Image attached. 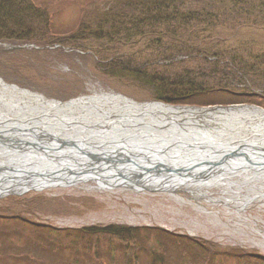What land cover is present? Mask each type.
Returning <instances> with one entry per match:
<instances>
[{
  "label": "rangeland",
  "instance_id": "1",
  "mask_svg": "<svg viewBox=\"0 0 264 264\" xmlns=\"http://www.w3.org/2000/svg\"><path fill=\"white\" fill-rule=\"evenodd\" d=\"M33 1L40 4L49 14V22L45 30L49 32V38L54 37V34L61 36L66 45L56 41L48 44L12 43L0 40V77L6 83L60 101L110 92L122 93L138 102L162 101L155 98L154 86L145 84L128 74L115 77L113 74L117 68L109 72L113 67H107V62L104 63L94 52V49H98L103 53L109 45V40H103L104 35L109 34L112 40L121 38L109 24H102L101 17L107 16L109 19H116L114 22H123L125 25L130 23L128 18L120 17L124 13L123 10L127 11L122 0L113 7V10H117L118 17L109 13L114 0ZM44 29L41 27L39 33L44 32ZM247 30L245 33L249 36H245L246 38L241 41L253 42L256 38L250 36L249 28ZM127 36L128 33L121 39L126 42ZM133 39L132 44L136 41L135 38ZM149 40L151 39L148 37L138 38L134 45L120 49L123 51L122 57L117 63L124 64L123 62L126 61L128 67L131 65L127 62L133 61L151 64L153 60L144 56L146 49L143 47L149 46L147 43ZM76 41L79 46L74 45ZM164 64H166L163 68L165 72L161 74L168 77L180 72L184 67L177 60L164 61ZM161 66L157 68L160 69ZM227 71L231 72L230 69ZM160 72L157 70V73ZM213 83L206 82L207 88H214L210 92L211 97L220 95V98H225L227 93H218L217 82ZM247 86L253 87L250 79L247 81ZM254 91L255 94H260L258 98L262 104H250L264 108V88L258 84ZM100 184L94 181L57 184L44 189L29 190L22 194L9 193L0 197V264H72L73 248L69 242L70 238L64 240L57 234V230L113 223L139 228L141 236L134 237L136 240L132 245L134 247L131 248L135 252H132V255L137 254L136 261L130 264H152L147 260L150 254H157L151 252L152 249L158 248L160 252L162 250L161 244L158 243L159 238L155 236L158 230L156 228L160 226L179 233L200 236L221 244L222 247L244 248L264 256L263 197L254 198L245 209L242 208V202L237 201L238 197L243 196L242 192L223 194L225 189L220 186L208 190L211 199L209 196L197 197L195 191L187 188L170 192L161 188H131L126 185ZM229 197L233 200L230 201V206H227L224 200L230 199ZM54 235L58 237L57 242L52 243L55 246L53 252L60 247H69V249L63 248L58 254L51 252L43 254L41 243L49 241V236ZM98 244L102 249L109 245L104 239ZM37 245L38 247L35 248ZM94 248L92 247L91 251ZM112 249L115 251L114 258H117L115 262L121 261L125 256L123 253L125 248L114 245ZM28 251H32L34 257L43 254L45 259L41 256L37 259L29 254L28 258ZM108 252L109 250H106V253ZM168 257L171 258L170 255ZM167 259L163 258L165 261H168ZM93 263L101 262L93 261ZM116 264H123V261ZM229 264L234 263L229 262Z\"/></svg>",
  "mask_w": 264,
  "mask_h": 264
},
{
  "label": "water",
  "instance_id": "2",
  "mask_svg": "<svg viewBox=\"0 0 264 264\" xmlns=\"http://www.w3.org/2000/svg\"><path fill=\"white\" fill-rule=\"evenodd\" d=\"M11 86L0 83V197L68 181L169 191L244 175L243 184L264 181L260 106H181L112 93L63 102Z\"/></svg>",
  "mask_w": 264,
  "mask_h": 264
},
{
  "label": "trees",
  "instance_id": "3",
  "mask_svg": "<svg viewBox=\"0 0 264 264\" xmlns=\"http://www.w3.org/2000/svg\"><path fill=\"white\" fill-rule=\"evenodd\" d=\"M119 1L114 0L111 4L109 13L112 16L118 17L113 7ZM122 4L127 11L123 10L120 17L128 18L129 24L114 22L116 19L107 16L101 19L102 24H109L119 37L124 38L128 33L126 42L121 38L112 40L106 34L103 40H109V45L104 52L94 49L96 56L104 63L107 62V67H113L109 72L117 68L113 74L115 77L128 74L152 85L155 98L169 103L200 106L246 102L262 104L258 98L260 94H255L254 90L258 84L264 88V0H122ZM48 22V12L33 0H0L1 41L48 44L56 41L66 45L61 36L54 34V37L49 38V32L45 31ZM39 26L45 28L44 32L39 33ZM247 28L250 29V36L256 38L250 43L241 41L249 36L245 33ZM147 37L151 40L147 41L148 47L143 46L146 49L144 56L153 60L151 64H142L137 60L127 62L131 65L128 67L126 61L124 64L117 63L122 57L123 51L120 49L134 45L138 38ZM133 38L136 39L134 44L131 43ZM74 45L79 46L77 41ZM168 60H177L184 67L170 77L164 76L161 74L165 72L163 68L166 64L163 65V62H170ZM159 65H162L160 69L157 68ZM155 68L161 72L157 73ZM249 79L253 87L247 86ZM206 82H217L218 93L225 92L227 96L212 98L210 92L214 88H207ZM156 229L155 236L159 238L158 243H161L164 251L158 254V248L152 249L151 252L158 254H150L147 260L152 264H229L235 257L231 253L242 250L238 247H222L200 236L160 227ZM57 234L64 240L70 238L72 264L93 261L101 262L93 264H107V260L108 264H114L117 259L112 249L114 245L125 248V256L115 264L122 261L123 264H130L136 261L137 255H132L131 250L136 240L134 237L141 236L138 227L116 223L60 228ZM57 237L49 236V241L41 243L43 254H58L64 248L60 247L53 252L55 246L52 243L57 242ZM103 239L109 245L102 249L98 243ZM92 247L97 249L91 251ZM106 250L109 252L106 253ZM28 254L34 257L32 251L27 252L29 258ZM43 254L36 255L37 259L44 257ZM163 258H168V261Z\"/></svg>",
  "mask_w": 264,
  "mask_h": 264
},
{
  "label": "bare ground",
  "instance_id": "4",
  "mask_svg": "<svg viewBox=\"0 0 264 264\" xmlns=\"http://www.w3.org/2000/svg\"><path fill=\"white\" fill-rule=\"evenodd\" d=\"M0 83H1V85L2 86H6V85H9L8 83H6L1 77H0ZM12 84H10L9 85V91H11V89L13 88L12 86H11ZM18 87V86H17ZM18 89H21L20 87H18ZM3 92H7V91H4L3 89H1ZM26 90V89H25ZM27 93H29V91L27 90ZM111 93H113V92H111ZM116 94V93H115ZM117 95H119V93L117 94ZM131 100V99H130ZM160 109H166V107L165 106H162ZM176 108H174V110H175ZM260 113H262V112H260V111H258V110H255V112L253 113V114H260ZM209 115V116H211V115H213L214 114V112L212 111L211 113L209 112V111H203V110H200V115L201 116H204V115ZM101 182V181H100ZM99 182V183H100ZM225 182V183H224ZM230 182H233V180L232 179H223V180H219L217 183L215 182V181H211V180H208L206 183H200V184H196V185H192L189 181L188 182H186L185 184H182V185H178L177 186V188L179 189V188H181V189H189V190H193V191H195L197 194H198V196L197 197H201V196H209V197H211L210 195H208L209 194V189L210 188H213V187H215V186H219V185H217L218 183H224L225 185H228V184H230ZM245 182H248V181H245ZM244 182V183H245ZM260 183H262L263 185H264V181H260ZM101 185V184H100ZM102 186V185H101ZM106 186H108V185H106ZM106 186H103V187H106ZM204 187H206V191L204 192ZM244 187V185L243 184H241L240 183V185H239V188H243ZM177 188H175V189H177ZM261 188L262 189H264V186H261ZM227 189H225V191H226ZM230 191V190H229ZM257 193H262V194H264V191H261V192H258V191H256ZM196 194V195H197ZM196 195H194V197L195 198H197L196 197ZM252 195H250V196H248V197H251ZM230 199H228V198H226V200H224V204L225 205H227V206H230V201H232L233 199L231 198V197H229ZM211 199H212V197H211ZM239 201V200H238ZM248 207V205H246V206H244L243 205V207L242 208H247ZM242 210H244V209H242ZM238 211H240V210H238ZM239 213V212H238Z\"/></svg>",
  "mask_w": 264,
  "mask_h": 264
},
{
  "label": "flooded vegetation",
  "instance_id": "5",
  "mask_svg": "<svg viewBox=\"0 0 264 264\" xmlns=\"http://www.w3.org/2000/svg\"><path fill=\"white\" fill-rule=\"evenodd\" d=\"M250 251L242 249L240 252L236 253L235 257L236 259H238V263L239 264H264V260L262 258H259L255 255H259L258 253L254 252L253 257H249L252 256ZM231 255H233L231 253ZM235 256V255H234Z\"/></svg>",
  "mask_w": 264,
  "mask_h": 264
}]
</instances>
